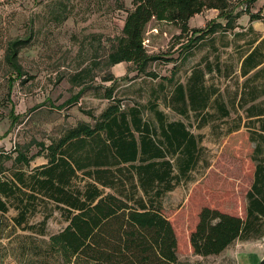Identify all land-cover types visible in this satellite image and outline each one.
<instances>
[{"label": "trees", "instance_id": "1", "mask_svg": "<svg viewBox=\"0 0 264 264\" xmlns=\"http://www.w3.org/2000/svg\"><path fill=\"white\" fill-rule=\"evenodd\" d=\"M257 1L237 0L236 5L245 9L235 13L237 6L232 7L231 0H134L108 63H132L139 74L156 79L158 76L147 70L160 57L150 55L144 45L150 22L173 25L183 36L190 32L192 17L214 9L226 20L224 31H228L235 28L242 13L249 14L252 21L262 18L260 13H251ZM218 28L223 29L220 23L193 31L200 35L192 45ZM256 41L248 44L252 46ZM27 43V39L14 41L5 57L19 76L23 71L18 53ZM258 52L255 48L244 59L243 75L257 68ZM212 71L207 63L205 69L194 68L187 82L176 83L166 97L167 107L183 117L197 114L201 117L199 124L204 126L212 118L208 109L214 102L220 117L228 118L230 109L218 99L215 88L206 85V76ZM114 90L115 87L106 89L104 99L109 105L100 115L86 112L93 123L79 122L49 145L37 143L36 155H29L31 144L15 147L14 153L0 149V215L14 211L9 229L41 237L35 240L34 251L22 243L23 257L36 255L40 264H180L178 237L162 201L184 179L189 180L201 163L202 139L184 121L168 120L157 102L124 105ZM254 94V90L249 91L246 105L257 100ZM80 95L65 106L78 101ZM249 106L251 118H262L260 130L241 131L237 126L229 131L227 143L232 157L241 159L237 150L251 152L246 158L250 157L253 164L246 217L224 212L217 205L193 209L196 224L189 234V243L194 255L218 256L236 241L264 236V108ZM16 121L15 117L13 126ZM41 155L47 163L29 169ZM9 162L10 167L6 166ZM46 209L59 212L66 227L48 235L49 215L39 224L31 223ZM3 232L4 228H0V241ZM11 235L12 231L7 235L9 243L14 241Z\"/></svg>", "mask_w": 264, "mask_h": 264}, {"label": "rangeland", "instance_id": "2", "mask_svg": "<svg viewBox=\"0 0 264 264\" xmlns=\"http://www.w3.org/2000/svg\"><path fill=\"white\" fill-rule=\"evenodd\" d=\"M133 1L0 0V149L13 152L15 147L31 144L29 155H36L37 143L49 145L79 122L93 123L86 112L101 114L109 105L104 95L110 87H115L114 95L124 105L157 102L168 120L184 121L202 139L201 163L189 180L184 179L162 201L165 215L176 230L180 264H258L264 256L262 238L236 241L222 254L209 257L194 255L189 243V234L196 224L193 209L217 205L222 211L242 218L247 214L246 196L253 183V164L250 157L246 158L251 152L237 150L241 159L232 157L227 143L229 131L237 126L241 131L248 128L259 131L262 124V118L250 117L247 110L250 106L245 102L249 91L263 92L264 81L255 79V74L243 77L240 65L241 58L253 47L248 43L257 40L258 34L240 30L242 15L233 30L224 31L227 22L214 9L196 14L190 32L183 36L173 25L153 20L146 28L144 45L150 55L160 57L147 70L158 76L154 79L139 74L132 63H108V55L122 35L127 12L134 7ZM236 4L231 0L232 7L237 6L235 13L244 11L243 6ZM217 23L223 29L206 33L192 45L200 35L193 31L207 30ZM19 39L28 40L18 53L21 76L5 58L9 45ZM206 63L213 69L206 76V85L215 88L218 99L231 114L222 119L215 103L210 102L208 113L212 118L201 126V117L195 113L180 116L167 107L165 99L176 83L185 84L193 69L198 66L205 69ZM79 93L78 101L65 106ZM256 103L262 108L264 98ZM46 163L44 156H37L29 169ZM14 215V211L0 215V228H4L0 264H40L36 255L23 257L20 249L23 243L34 251L35 240L41 237L9 229ZM45 215H49L48 235L66 227L60 213L50 209L42 210L31 223L39 224ZM10 231L12 243L7 239Z\"/></svg>", "mask_w": 264, "mask_h": 264}, {"label": "crops", "instance_id": "3", "mask_svg": "<svg viewBox=\"0 0 264 264\" xmlns=\"http://www.w3.org/2000/svg\"><path fill=\"white\" fill-rule=\"evenodd\" d=\"M237 1V0H234ZM255 9V10H253ZM261 12V19L260 20H255V21H251L250 19V15L247 13L242 14V16L239 18L241 19V28L240 30L242 32H247V31H251V32H257L258 34V39L255 42L254 45H252L253 47L246 53L245 56H243L241 58L240 61V65L242 66L244 59L246 58V56L248 54H250L255 48H258V55H259V59H258V63H257V68H254L251 72H249L246 75H243V77H249L251 76V74H257V79L258 81H264V59L262 60V56H264V49H262V47L264 46V0H258L254 6L251 8V13H258ZM195 17L191 18L189 21V26H192V21ZM198 22V21H197ZM197 27V26H194ZM259 85H257V88ZM257 97V100L255 102H252L251 104H260V103H256L259 102V100H261V98H264V90L262 93H257L252 95ZM250 105V104H248ZM259 106V105H256ZM262 108H264V105H262Z\"/></svg>", "mask_w": 264, "mask_h": 264}, {"label": "water", "instance_id": "4", "mask_svg": "<svg viewBox=\"0 0 264 264\" xmlns=\"http://www.w3.org/2000/svg\"><path fill=\"white\" fill-rule=\"evenodd\" d=\"M263 241H264V236L262 237ZM258 264H264V256L261 258V260L259 261Z\"/></svg>", "mask_w": 264, "mask_h": 264}]
</instances>
